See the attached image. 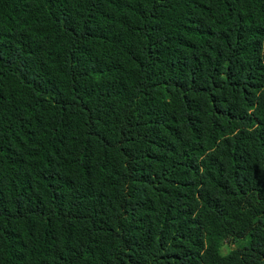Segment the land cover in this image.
<instances>
[{
	"label": "trees",
	"instance_id": "16d2710c",
	"mask_svg": "<svg viewBox=\"0 0 264 264\" xmlns=\"http://www.w3.org/2000/svg\"><path fill=\"white\" fill-rule=\"evenodd\" d=\"M0 264H264V0H0Z\"/></svg>",
	"mask_w": 264,
	"mask_h": 264
},
{
	"label": "rangeland",
	"instance_id": "374dc122",
	"mask_svg": "<svg viewBox=\"0 0 264 264\" xmlns=\"http://www.w3.org/2000/svg\"><path fill=\"white\" fill-rule=\"evenodd\" d=\"M230 248H231V247H230L229 245H227V244L222 245V247H221V254H222V255H226V254H228Z\"/></svg>",
	"mask_w": 264,
	"mask_h": 264
}]
</instances>
